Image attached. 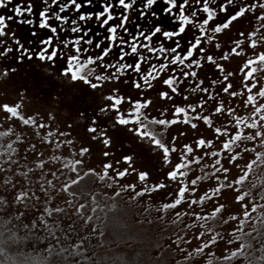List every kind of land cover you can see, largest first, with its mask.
Here are the masks:
<instances>
[{"label": "rangeland", "instance_id": "374dc122", "mask_svg": "<svg viewBox=\"0 0 264 264\" xmlns=\"http://www.w3.org/2000/svg\"><path fill=\"white\" fill-rule=\"evenodd\" d=\"M188 2L184 33L172 40L158 33L152 40L153 47L166 49L178 40V55L156 58L142 50L149 62L139 73L129 69L113 77L115 69L97 61L89 66L95 72L87 82L73 81L70 74L62 75L66 63L52 69L59 73L37 63L38 77L54 92L77 89L80 99L75 96L68 104L54 105L53 90L41 93L47 102L35 100L33 90H13L0 67V124L18 138L13 145L23 149L25 164L33 168L27 173L26 167L6 166L9 138L0 142V175L18 167L15 184L44 189L93 230L108 223L113 229L117 215L126 218L122 210L137 212L146 225L128 224L118 239L144 229L191 264H251L250 259L264 254V0ZM143 3L137 0L128 14L130 31L135 33L137 25L146 35L155 26L178 28L161 0L141 19ZM192 8L196 11L187 16ZM90 22L97 26L95 17ZM38 38L37 50L43 37ZM105 47L107 41L87 55L95 57ZM119 51L114 48L103 63L116 61ZM136 62L135 56H126L121 63ZM91 117L96 124L83 123ZM104 196L119 197L114 199L121 211L113 221L111 214L103 226L96 215L94 222L82 217ZM149 213H162L166 221L149 219ZM125 230L127 235L120 237Z\"/></svg>", "mask_w": 264, "mask_h": 264}, {"label": "trees", "instance_id": "16d2710c", "mask_svg": "<svg viewBox=\"0 0 264 264\" xmlns=\"http://www.w3.org/2000/svg\"><path fill=\"white\" fill-rule=\"evenodd\" d=\"M29 2L33 5V15L31 17H16L14 8L21 3L26 5ZM78 2H81V0H78ZM6 5V7H0V16L5 18L7 24L5 32L7 34L0 39L7 43H0V49L4 45L5 49L11 47L13 51L0 56L1 70L8 75V81L13 90L19 89L22 94H25V92L31 94L29 90H33L37 93V95L32 94L35 100L47 102L46 94L41 93L44 90L51 92L53 89L49 88L52 84L39 78L36 71V64L40 63V60L35 57L40 48L37 50L36 45L33 43L34 50L31 47V49H28L34 58L28 60L27 57H24L23 61L18 63L19 53L16 51L17 45L14 42L15 39H19L24 47H29L30 41L50 35V32L46 30H41L38 27L33 28L19 22L22 19L30 18L38 24V14L44 7L42 0H6ZM95 10H102L95 2L90 7H81L82 12H96ZM115 11L116 9H113L114 15ZM131 11L132 9L128 14H131ZM63 15H68V13ZM75 15H78V13ZM9 17H12V19H8ZM49 23L55 25L56 22L50 20ZM87 23L92 28V32L99 29L90 21ZM32 31H36L37 35L32 36ZM100 32L104 33V31ZM66 35L62 33L61 39L65 38ZM53 46H56L55 38L53 39ZM49 51H51V48ZM66 60L67 58L60 59L58 56L54 62L44 61V63H41L46 67L48 66L52 73H59V71H53L52 69L62 68ZM28 74L31 75L30 78ZM34 75L37 76L35 79ZM66 89L69 90L71 87ZM65 92L67 93L62 88L55 89V92L53 90L51 94H54V96L50 99L54 100V105L68 104L75 96H77L75 97L77 100L81 97L80 93H77V89L75 93L73 92L74 94L67 93V97L62 95ZM83 100L87 104L90 102ZM93 103L95 102L93 101ZM82 107L85 109L83 104ZM85 115L83 114V116ZM96 122L97 120H93V117H91L90 121L86 119L83 123L90 125L96 124ZM8 132L9 130L0 124V142L5 143L10 138V141H8L10 142L9 147L4 151L6 166L8 167V162H10L15 166L26 167L27 173L29 169L32 171L33 168L28 163L25 164L26 159L22 157V154L25 153L23 149L13 145L17 144L16 140L18 138H12L9 135L10 132ZM0 155H3V153L0 152ZM3 173H6V171H3ZM18 174H20L19 169L15 167L12 173L0 175V264H191V261L181 260L182 257L185 259H189V257L182 254L181 257H178L179 251L177 249L173 250L174 248L165 247V245L156 241L153 235L148 237L144 229H140L139 235L135 233L133 235L128 234V238L123 237L128 233V230H125L126 233L120 236L124 239H118V232L126 229L129 226L128 224L143 227L146 225V222L141 223V220L138 219L137 212L132 213L130 211L128 213L127 210H122L126 218L122 219L123 215L122 217L117 215L118 218L113 229H111L113 224L108 226V223L106 228L93 230L84 226L78 216L72 218L67 213V208H64L62 203H59L55 197L48 194L44 189L40 190L35 186L30 187V184H23L22 186L15 184V180L19 179ZM22 176L25 177V175ZM102 177L106 182L110 180L107 173H102ZM114 198L118 199L119 197L104 196L103 200L99 201L96 206L90 207L89 212L85 214L84 209L81 208L80 210L84 214L82 217L94 222L96 215L99 225L103 226L102 223H106L107 219L110 220L109 215L111 214L113 221L116 218L115 214H119L121 211L118 208L117 200L115 201ZM97 206L98 210L95 213L94 209ZM151 210L153 209L151 208ZM104 211L106 212L104 213ZM155 215L152 216L149 213V219L152 216L154 220L161 219L158 222L166 221L164 214ZM112 232L117 239L111 236ZM145 235L146 238H144ZM250 262L251 264H264V254L259 259H250Z\"/></svg>", "mask_w": 264, "mask_h": 264}, {"label": "snow or ice", "instance_id": "6c2138e0", "mask_svg": "<svg viewBox=\"0 0 264 264\" xmlns=\"http://www.w3.org/2000/svg\"><path fill=\"white\" fill-rule=\"evenodd\" d=\"M97 3L100 7V11L96 12H82L81 7H90L93 3ZM167 7L164 9L166 15H171L175 23L178 24V28L175 31H162L161 26H155L147 35L140 26H136V32L133 33L127 27L129 24L128 12L137 4V0H42L44 7L39 12V23L37 24L33 19H22L19 22L33 28L38 27L41 30L50 32V35L41 39L38 43L40 50L36 54L37 59L40 61L54 62L58 56L60 59L66 60V68L62 70V75L68 76L73 81L81 80L87 82L89 77L95 72L94 68L89 67L95 65L97 61L101 62V67L105 69H115L112 73L113 77H120L125 74L129 69L139 73L141 71V65L149 62V57L142 54V50H146L156 58H173L179 53L180 42L177 40L175 46L169 49L160 47H153V37L158 33L161 34L166 40H172L174 36H180L184 33V24L188 23L186 20L184 9L191 7L188 0H161ZM157 0H144L142 7L139 9L140 18L142 19L147 10L151 8ZM204 0H199V4L202 5ZM6 0H0V7H6ZM199 6V5H198ZM55 9V10H53ZM113 9L122 10L113 14ZM177 9L176 12H173ZM71 10V11H69ZM196 8H192L187 13V16H191ZM16 17H31L33 15V5L31 2L26 5L21 3L14 8ZM68 13V15H63ZM78 13V15H75ZM155 17L157 14L152 13ZM95 17L96 25L99 29L106 30V35H102L100 31L92 32V28L88 26V21H92ZM206 18V14H205ZM8 19H12L9 17ZM55 21V25L49 23V21ZM70 21V22H69ZM112 21H119V23H111ZM7 24L5 18L0 16V38L4 37L7 33L5 29ZM59 29V31H58ZM67 34L65 38L61 39V34ZM32 36H36V31L31 32ZM100 36L101 39L96 40V37ZM87 37V39H86ZM127 37L128 39H125ZM141 37H143L144 43H141ZM56 40V46H53V39ZM95 42L94 48L93 43ZM107 41V47L95 57L87 55L90 51H95L101 48V45ZM18 46L16 51L19 53L17 62H22L24 57L28 60H32L34 57L28 48H25L20 43L19 39L14 41ZM118 42V43H117ZM0 43H7L0 39ZM30 44L37 43L30 41ZM51 48V51L49 49ZM114 48H119V56L116 61H111L108 64H104L103 61L109 54L113 52ZM188 49L184 53L187 55ZM125 49H128L125 51ZM34 50V49H33ZM68 50V51H65ZM13 49L7 47L3 52H0V56L11 53ZM126 56H135L137 62L135 64L121 63L125 60ZM83 57V59H82ZM152 68V65L149 69ZM147 72L144 75L147 76ZM14 71V69H13ZM6 74V73H5ZM101 75H97L95 79H101Z\"/></svg>", "mask_w": 264, "mask_h": 264}]
</instances>
